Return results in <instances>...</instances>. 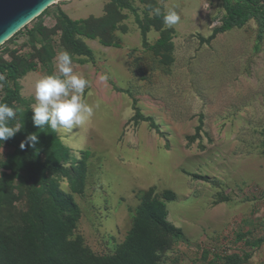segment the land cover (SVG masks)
<instances>
[{
    "label": "rangeland",
    "instance_id": "obj_1",
    "mask_svg": "<svg viewBox=\"0 0 264 264\" xmlns=\"http://www.w3.org/2000/svg\"><path fill=\"white\" fill-rule=\"evenodd\" d=\"M157 7L180 22L166 27ZM227 8L258 19L217 32ZM112 12L109 44L74 36L90 58L63 46L62 18L111 21ZM62 50L91 82L82 98L102 103L85 124L53 132L34 126L32 108L36 81L57 72ZM14 56L33 68L0 73V102L17 91L12 123L22 126L0 142L1 232L26 242L47 220L48 240H34L40 260L59 242L112 256L148 192L168 227L149 239L165 246L156 264H264V0L55 1L0 46V64ZM31 133L39 143L21 149ZM55 204L75 205L78 217Z\"/></svg>",
    "mask_w": 264,
    "mask_h": 264
},
{
    "label": "trees",
    "instance_id": "obj_2",
    "mask_svg": "<svg viewBox=\"0 0 264 264\" xmlns=\"http://www.w3.org/2000/svg\"><path fill=\"white\" fill-rule=\"evenodd\" d=\"M115 3L122 5V0H113ZM227 19H225L217 29V32H222L226 29L241 27L245 20L250 17L257 16L251 14H243L239 9H226ZM111 21L106 16L101 20L88 19L81 22H71L66 18L60 21L61 40L63 46L74 53L76 56L91 57L89 49L79 43L75 39L77 30L80 29L88 38H99L101 43L109 44L107 39L108 30L112 29L113 23L118 21L120 17L116 13H111ZM259 26L262 27V22L258 20ZM21 63V64H20ZM24 63V64H23ZM21 68L23 70H21ZM31 62L25 63L18 57L14 56L10 63L0 64L1 74H22L28 69H32ZM6 96L1 102L11 106L18 100L16 90L6 88ZM54 173L63 172L59 166H47ZM58 203V202H57ZM55 204L54 207L63 213H69L71 220H74L79 215L78 208L69 204L68 206H60ZM164 209L161 203L156 201V197H151L150 193H145L141 196L140 204L136 211L133 227L127 241L121 246L112 256L97 257L91 254L85 248H75L68 243L59 242L56 244V253L53 256H45L40 260L35 252L34 240L39 242L48 240L50 236L48 221L37 225L38 229L34 234H30L29 238L22 240L19 234L4 233L0 231V264H156L154 252L165 249L164 244L154 238V242L150 243L149 239L153 240V233L156 230L162 231L163 228L168 230V227L163 223ZM159 231V232H160ZM178 235L175 230H170L169 235ZM239 258L229 260L228 264H240Z\"/></svg>",
    "mask_w": 264,
    "mask_h": 264
},
{
    "label": "clouds",
    "instance_id": "obj_3",
    "mask_svg": "<svg viewBox=\"0 0 264 264\" xmlns=\"http://www.w3.org/2000/svg\"><path fill=\"white\" fill-rule=\"evenodd\" d=\"M157 16H163V23L166 27L177 25L181 17L175 9H168L161 13L160 8H153ZM57 72L38 79L35 83L36 104L33 106L34 113L32 120L34 126L43 129L45 126L55 132L58 129L72 130L74 127L85 124L98 109L102 101L97 100L93 105L88 104L82 97L86 88H90L91 82L82 74L73 70V57L62 50L57 57ZM5 79L0 75V82ZM106 79V77H101ZM91 95V93H89ZM19 109L10 107L7 103L0 102V142H4L19 131L22 126L13 124ZM39 143L36 133L29 134L25 141H22L20 148H35Z\"/></svg>",
    "mask_w": 264,
    "mask_h": 264
},
{
    "label": "water",
    "instance_id": "obj_4",
    "mask_svg": "<svg viewBox=\"0 0 264 264\" xmlns=\"http://www.w3.org/2000/svg\"><path fill=\"white\" fill-rule=\"evenodd\" d=\"M54 1L61 0H0V46Z\"/></svg>",
    "mask_w": 264,
    "mask_h": 264
},
{
    "label": "bare ground",
    "instance_id": "obj_5",
    "mask_svg": "<svg viewBox=\"0 0 264 264\" xmlns=\"http://www.w3.org/2000/svg\"><path fill=\"white\" fill-rule=\"evenodd\" d=\"M55 2V1H54Z\"/></svg>",
    "mask_w": 264,
    "mask_h": 264
}]
</instances>
